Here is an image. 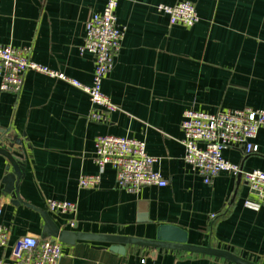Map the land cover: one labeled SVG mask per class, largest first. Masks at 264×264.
<instances>
[{"label":"crops","instance_id":"obj_1","mask_svg":"<svg viewBox=\"0 0 264 264\" xmlns=\"http://www.w3.org/2000/svg\"><path fill=\"white\" fill-rule=\"evenodd\" d=\"M106 1L0 0V44L26 47L29 60L89 84L92 57L79 47L85 21ZM178 1L117 0L123 38L101 86L117 106L107 122L87 119L85 92L39 72L24 74L17 95L0 90V130L21 140L25 160L16 183L23 202L14 203L13 191H5L2 182L7 161L0 155V222L9 229L0 259L10 256L20 237H41L44 221L38 210L56 199L76 205L73 214L47 211L59 228L94 236L60 242L59 264H236L131 243L120 253L107 240L155 239L161 224L181 227L189 244L264 264V206L242 177L220 172L204 183L184 161L180 143L186 109H264V0H187L199 16L191 27L170 25L156 9ZM98 134L144 141L167 185L129 192L116 185L113 168L106 166L96 187H79L81 174L98 172L93 162ZM253 143V153L232 146L223 156L243 171H264V128Z\"/></svg>","mask_w":264,"mask_h":264},{"label":"built area","instance_id":"obj_2","mask_svg":"<svg viewBox=\"0 0 264 264\" xmlns=\"http://www.w3.org/2000/svg\"><path fill=\"white\" fill-rule=\"evenodd\" d=\"M116 3L117 0H107L103 9L91 13L84 23L85 33L79 51L87 52L92 57L93 72L89 84L29 60L26 47L0 44V90L17 95L22 88L24 74L29 70L39 72L85 92L90 103L87 119L107 122L117 106L102 92L101 86L104 77L113 68L123 38V29L116 23ZM156 9L168 17L170 25L191 27L199 21L195 5L187 0L173 5L159 3ZM180 127L183 159L192 172L206 184L220 172H227L233 177L239 175L255 201L264 206V171H243L240 165L223 156V151L232 146L242 147L246 154L257 150L253 140L258 129L264 128V109L248 106L214 112L186 109ZM93 162L98 172L81 174L79 187H96L106 166L113 168L116 185L129 192H136L144 186L164 187L168 183L160 171L153 168L157 158L146 152L145 142L132 137L96 135ZM45 209L59 215L73 214L76 205L71 201L48 199ZM1 213L0 205V217ZM70 225H73L72 220ZM8 233V227L0 222V246L6 244ZM61 256V243L57 239L25 235L18 239L7 259H0V264H59Z\"/></svg>","mask_w":264,"mask_h":264},{"label":"water","instance_id":"obj_3","mask_svg":"<svg viewBox=\"0 0 264 264\" xmlns=\"http://www.w3.org/2000/svg\"><path fill=\"white\" fill-rule=\"evenodd\" d=\"M0 155H2L7 163L5 165L6 174L2 182L5 185V191L11 192L13 202H23L18 195L17 181L23 175L25 160L23 155V146L21 140L14 136L8 137L3 135L0 130ZM10 168L12 171L9 172ZM239 179L240 176L238 175ZM43 218L44 225L42 228L41 237L50 236L63 243H73L76 239L91 238L94 236L85 235L80 232H74L59 228L53 219L49 216L48 212L43 209L38 210ZM113 245L111 249L122 253L124 248L123 244L131 243L141 247H159L174 249L186 252L201 253L224 260L231 261L236 264H256L241 258L240 256L226 250L217 249L211 246H199L187 243V233L181 227L174 224H161L157 227L155 239H139L133 237H109L107 238Z\"/></svg>","mask_w":264,"mask_h":264}]
</instances>
